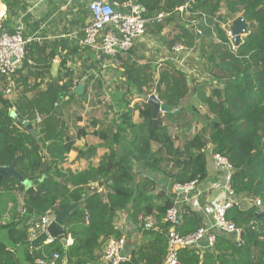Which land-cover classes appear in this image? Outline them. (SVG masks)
I'll return each instance as SVG.
<instances>
[{"label": "trees", "instance_id": "16d2710c", "mask_svg": "<svg viewBox=\"0 0 264 264\" xmlns=\"http://www.w3.org/2000/svg\"><path fill=\"white\" fill-rule=\"evenodd\" d=\"M25 1H3L8 12L6 28L11 33L27 21ZM136 2L146 9L145 18L150 20L146 25L148 34L158 38L168 58L157 71L143 46L138 45L111 60L120 69L115 75L124 88L116 103L124 111L109 108L117 121L104 123L77 117L71 123V108L76 105L83 111L81 105L98 81L94 74L68 69L65 60L58 66L59 75L30 98L27 93L31 89L27 85L17 92L13 102L3 99L0 89V167L13 164L14 171L24 181L36 182L42 175L46 176L36 188L27 191L14 177L1 181L0 200L6 201L5 206L11 200L15 215L12 221L21 219L22 227L18 229V224H13L11 247L0 241V264H39V260L48 264L55 252L61 259L54 264H62L63 260L67 264L100 262L106 241L122 235L116 224L119 214L128 211V207L130 222L141 233L142 240L132 246L130 258L123 264H163L169 230L164 214L171 200L162 191L152 196L158 185L148 177L137 181L133 166L136 163L143 172L171 184L195 181L199 186L208 177L210 155L215 153L225 157L232 167L229 184L238 202L226 211L225 218L241 230L239 244L231 237L216 234L211 250L202 251L195 246L180 249L178 262L264 264V0H193L181 15L175 9L184 0ZM159 14L167 16L157 21ZM237 17L244 20L248 29L232 51L221 24ZM165 30H168L166 35ZM32 41L26 46V59ZM178 45L192 50L191 56L196 55L192 69L197 78H192L198 80L204 74L214 83L208 93L203 83L193 89L198 102L206 108L205 114L183 106L190 88L187 74L172 61L183 57L171 52ZM54 55L47 56V65ZM82 78L85 79L83 94L77 95L73 93L77 83L74 80L80 82ZM152 95L167 106H183L163 115L178 120L188 111L191 115L188 121L202 127L181 145H175V137L162 123L161 114L157 116V126L152 123V107L147 103ZM135 99H140L141 104L129 107ZM11 112L30 124L34 135L16 122ZM88 137L103 139V143L86 142L83 149L76 148V141H86ZM151 143L157 145L155 152ZM104 147L109 155L103 156L97 167L89 165L80 172L63 167L72 151L77 153V158L90 161L96 150ZM91 184L104 190H91ZM17 192L22 194L19 211H16L18 203L11 198ZM154 197L161 199V203H154ZM72 203H80V207L71 213L63 228L66 239L70 237L72 243L66 250L58 242L41 246L43 250L37 257L36 251L29 247V228L25 223L48 212H60ZM21 211L24 213L19 217ZM149 217L154 219L155 227L144 230V221ZM202 226L200 214L184 207L179 233L189 235ZM17 245L24 248L21 259L14 252Z\"/></svg>", "mask_w": 264, "mask_h": 264}, {"label": "built area", "instance_id": "2783aa9c", "mask_svg": "<svg viewBox=\"0 0 264 264\" xmlns=\"http://www.w3.org/2000/svg\"><path fill=\"white\" fill-rule=\"evenodd\" d=\"M192 2L193 0H184L183 5L175 9V12L181 15ZM121 7L123 12L117 11L115 9L116 5L107 4L102 0H93L87 5L90 21L83 29V36L78 41V45L83 49L91 50L98 60L114 59L118 55L129 52L145 34L146 25L150 21L145 18L146 9L137 2L130 1ZM166 16L165 14H159L156 20L160 21ZM7 21V9L3 0H0V89L4 96L12 93V80L22 68L26 46L32 41L24 38L22 27L11 33L6 28ZM231 22L221 24V28L224 30L231 50L235 51L236 47L233 45V37L230 32ZM245 36L246 34L242 33L241 39ZM171 52L174 56L183 54L180 60L172 59L174 64L183 70L186 59L184 54H189L192 50H187L182 45H178L172 48ZM210 161L213 169L223 174V196L219 204L215 205L208 214L202 216L207 219V222L206 224L203 223V226L194 233L183 236L178 230L184 207L197 213L201 211L197 199L196 182L192 181L185 184H171L168 182L165 185V189L171 195V206L164 214V222L168 224L169 230L167 233L166 257L163 264H179L177 253L183 248L195 246L202 251L211 250L216 234L231 237L236 244H239L241 230L225 218L226 211L238 202V198L234 195L229 184L232 167L225 157L217 153L210 155ZM93 189L97 188H91V190ZM256 206H260L258 201ZM53 220L54 213L50 212L37 219L27 220L25 226L29 228L28 243L36 240L41 234H46L47 239L43 245H55L58 241L50 238L47 234V227ZM154 227L155 221L152 217L144 221V230H152ZM71 243L72 240L68 237L66 247ZM126 247L127 240L123 236L108 239L103 249V263L123 264L127 262L130 255L125 253ZM60 259V255L55 252L48 260V264H54ZM38 262L39 264H47L42 260Z\"/></svg>", "mask_w": 264, "mask_h": 264}, {"label": "crops", "instance_id": "0c3cea01", "mask_svg": "<svg viewBox=\"0 0 264 264\" xmlns=\"http://www.w3.org/2000/svg\"><path fill=\"white\" fill-rule=\"evenodd\" d=\"M90 1L93 0H26L25 1V4L27 5L26 6L27 10L25 11L24 16L26 17L27 21L22 25L23 35L26 39L33 40L32 41L33 47L28 50L27 59L25 57V59L27 60V64L24 65V61H23L22 68L17 72L16 76L12 80L13 82L12 92L15 94V96L17 92H20L24 88L25 85H27L28 90L31 89V91L27 93L28 98L32 97L38 90H43L47 82H49L52 79H55V77L59 75L58 66L61 64L62 60H65L66 67L68 69H71L76 73L77 72L80 73L81 70L86 72L87 74H94L95 79L98 81V86H97L98 94L97 95L95 94V96L101 95V93L104 92L106 85L107 84L110 85V83L113 80L109 81L108 76L109 74H112L111 71L113 73H115L116 71L117 72L120 71L118 66H116V64H114L111 61L112 59H108L115 66L112 67L113 70H108V67L110 66H107L105 64L106 59L98 60L96 55L91 50L83 49L78 45V41L83 36L84 27L90 21V13L87 9V5ZM102 1L110 5L112 4L116 5L115 9L120 12H123V9L121 7L122 5L126 4L129 1L136 2V0H126V1L102 0ZM141 39H139L135 43L134 47L137 46V43ZM158 43L159 46H156V48L165 51L164 47L160 45V42ZM144 50H145V55L147 56L148 50L146 48H144ZM50 53H55V55L52 58L48 57L49 65H47L46 59ZM166 55L168 56L167 53ZM167 56L165 57V60L168 58ZM159 60L161 62V58L160 59L158 58V61ZM152 68L155 69V66H152ZM114 75L112 74L113 78ZM115 79H117V77ZM76 80L77 79L74 80V82L77 83L73 88V93L77 95H82L84 90L85 79L82 78L80 82ZM37 85L38 87H36ZM89 92L96 93L95 91L89 90L87 93V100L90 96ZM205 93H208V91ZM13 101L15 100L13 99ZM87 104H88L87 101H84L82 103L84 107H87ZM100 106L98 105V107ZM100 109L102 110V113L101 111H98V116L99 113L103 114L102 116L105 117L109 114L105 102L103 103ZM117 110L118 107L116 108L115 111ZM83 113L84 115L86 114L85 108L83 111H81V115ZM88 116L89 117L93 116L92 118H94L95 120L98 118L91 114ZM97 121L104 123L109 122L108 120L105 121L97 120ZM112 139H115L114 135ZM86 142L89 145L93 144L94 142L103 143V139L94 140L93 137H88L86 141L85 139H80L76 141L75 146L78 149H83V146L85 145ZM150 147L153 152L157 150L156 144L151 143ZM105 148L106 147L97 149L95 157L90 161L77 158V153L75 151H72L67 155L66 163L64 164L63 167L73 172L83 171L89 165L97 167L103 156L109 155V150ZM114 150L117 152L118 148L115 147ZM209 164L210 166L208 169V177L202 183H200L199 186H196L197 199L201 210L199 214L204 224H206L207 219H204V217L202 216L208 214L209 211H211V209L215 205L219 204L223 196V190H222L223 174L218 173L213 169L211 165V161ZM133 173L142 175V177H148L150 179H154V181L159 186V188L164 189L166 191V195L171 200V195L165 189V185L168 183V181H166L165 179H161L158 176H154L151 173L143 172L142 170H140L139 165L136 163L134 164ZM91 188H98L99 190L100 189L104 190V187L99 188L97 187V184H91L90 189ZM21 195L22 194L20 192L11 195V198H14L19 205L16 207L17 208L16 211L20 210ZM7 203H9L8 206H5L6 201L4 199L0 200V235L2 234L3 238L7 240L6 242L11 244L12 240L10 238V230L13 224H18L16 227L18 229L22 227V224L20 223L21 219L17 217L16 218L18 220L12 221V217L13 216L15 217V215H14V211L12 210L11 200L8 201ZM128 211H129V207H128ZM128 211H122L119 214L116 225L117 228L121 231V233L125 232L124 235L127 237L129 236L130 238L129 241H132V238H134V236L135 238L138 239V235H134L137 234L135 231L136 227L132 225V223L130 222ZM21 215H23L22 211L19 213L18 216L20 217ZM131 230H133L134 232H132ZM124 235L122 236L125 237ZM140 238L142 240V237ZM132 244H133L132 242L127 241V247L125 249V253L127 255H130L131 253V249L133 246ZM20 247L22 248V246L17 245L14 252L16 253L17 252L16 249ZM29 247L31 248L30 243H29ZM103 249L104 246L101 250L102 258H103ZM42 250L43 249L41 247L36 248L34 250L36 251L35 255L38 257V255L40 254V252H42ZM23 254H24V249H23ZM100 262L103 263V259H101ZM97 263L98 262L91 264H97Z\"/></svg>", "mask_w": 264, "mask_h": 264}, {"label": "rangeland", "instance_id": "374dc122", "mask_svg": "<svg viewBox=\"0 0 264 264\" xmlns=\"http://www.w3.org/2000/svg\"><path fill=\"white\" fill-rule=\"evenodd\" d=\"M167 33H168V30H165L164 35H166ZM158 42H159L158 38L152 37L151 35L148 34V31L146 30L143 38L137 43V46L138 45H143L144 48H146L148 50L147 57L151 61L152 66H155V68H157V71L161 69V63L165 60V57L167 56L165 51L159 50V49L156 48V46H159ZM184 55H185L186 59H185V67L183 68L182 71L184 73H186L188 78H189L188 79V83H189L190 93L184 99L183 106H184V108H186V110L187 109L189 110V108H193V109H195L197 111V113L202 115V114L206 113V108L204 106H202L201 103L198 102L197 95L194 94L193 89L194 88H199V86H201L202 83H203L202 86L204 87V91L207 92L208 89L210 88V86H214V83H212L210 80H208L207 79V75H204V74H202L201 77L198 78V80H194L192 77L197 78V75H196L197 73H196L195 69H192V68L195 65V62H196L195 60H197L195 58L196 55L195 56H191L192 54H190V53L189 54H184ZM158 58L159 59L161 58V62H160V60L158 61ZM192 58L194 59V61L192 60ZM105 61H106L105 64L107 66H110V67H108V70H113L112 67H115L113 65V63L110 62V60H108V59H106ZM200 67H201V65L198 66L197 68L200 69ZM111 73L113 75L115 74L112 71H111ZM112 74H109L108 78H109V81L110 80H113V81L110 83V85H108V84L106 85V87L104 89V92L101 93V95L95 96V94H98V87H97L98 83L95 86V89L92 90V91H95L96 93L89 92L90 96H89V98L87 100V103H88L87 107H84L83 105H81L83 108L86 109V114L85 115H84V113L81 115V111H80L78 106L75 105V106H73L71 108L72 112H73V116H72V118H70L71 123H73L74 122V118H77V117L84 118V120L94 119V118H92L93 116H90V117L88 116L90 114L98 117L96 120H100V121L108 120V121H111V122L117 121V116L114 115L112 112L110 114L109 108H113L114 107L115 108L114 110H116V108H117L116 107V103L121 98V95H122V92H123L124 88H123V83L118 78L115 79L116 78L115 75H114V78H113ZM115 86L121 87L122 89H119L121 91L115 90L114 89ZM2 95H3V99H8L11 102H13V99L15 100V98H16V96H15V94L13 92L10 95H8V96H4L3 93H2ZM102 97H104V98H102ZM104 102H105V105L107 106V109L109 111V114L106 117L102 116L103 115V114H101L102 110L100 109ZM134 104L140 105L141 104V100L140 99L132 100L130 102V104H129V107H132ZM98 105L99 106L101 105V106L98 107ZM98 111H101V113H99V116H98ZM118 111L123 112L124 108H122V109L118 108V110L115 111V112H118ZM75 113H76V115H75ZM184 113L185 114L178 120H172L170 117L162 115L160 113L162 115V118H161L162 123L164 125L168 126V128L170 130V133L175 137V145H181L185 140H188L189 138H191L196 133V131L199 130L202 127L200 123H196L195 121L189 122L188 121V117H191L190 113L188 111L184 112ZM73 128H74V130L76 129L75 126H73ZM133 169H134V166H133ZM140 178H142V175L139 176V174H137L136 175V180L138 181V180H140ZM163 190L164 189H160L159 186H158L156 188V190L152 193V196H155V195L159 194L160 191H162V192H164L166 194V191L165 190L163 191ZM3 197H8V196L5 195ZM161 201H162L161 199H158V198L154 197V203L160 204ZM133 230H131V231L134 232ZM135 231H136L137 234H134V235H138V239L135 238V236H134V238H132V241H129L130 240L129 236L127 237V236L124 235L125 232L122 233V235H124L126 237V240L128 242H132L133 243L132 244L133 246L136 245L141 239L140 238L141 237V233L136 228H135ZM0 241L3 242L8 247L12 246L8 242H6L7 240H5L3 238L2 234L0 235ZM23 249H24L23 247L22 248L20 247V248L16 249L17 250L16 254L19 257V259H21L22 256H23ZM97 264H101V262H98Z\"/></svg>", "mask_w": 264, "mask_h": 264}, {"label": "water", "instance_id": "95a60500", "mask_svg": "<svg viewBox=\"0 0 264 264\" xmlns=\"http://www.w3.org/2000/svg\"><path fill=\"white\" fill-rule=\"evenodd\" d=\"M248 26L244 22V20L241 17H237L231 22L230 25V32L232 34V42L235 47H237L242 39L241 35L242 33H247ZM147 103L152 107V123L154 126H157V116L160 113H171L175 112L178 109H181L182 106H179L178 108H174L171 106H167L160 102L158 98L154 95L150 96L147 100ZM10 116L16 121L22 124L25 128H27L31 135H34L33 128L30 124L27 122H24L20 120L17 115L14 112L10 113ZM14 177L22 182V185L24 187V191H27L30 188H36L40 183H42L45 179L44 176L39 178L36 182L32 181H24L18 174L14 171L13 164H10L8 167H0V185L1 181L5 178ZM80 206V203H72L70 204L66 209L54 213V220L53 222L47 227V234L50 238L56 239L59 244L64 247L66 250V236L64 233V224L65 221L70 217L71 213L75 211ZM38 218V217H35ZM47 235L41 234L36 240L30 243V246L33 250H35L38 247L43 246V243L46 241ZM62 264H67L66 260H63Z\"/></svg>", "mask_w": 264, "mask_h": 264}, {"label": "clouds", "instance_id": "9594fccd", "mask_svg": "<svg viewBox=\"0 0 264 264\" xmlns=\"http://www.w3.org/2000/svg\"><path fill=\"white\" fill-rule=\"evenodd\" d=\"M165 114V113H164Z\"/></svg>", "mask_w": 264, "mask_h": 264}]
</instances>
